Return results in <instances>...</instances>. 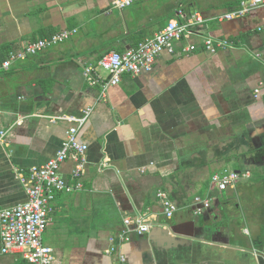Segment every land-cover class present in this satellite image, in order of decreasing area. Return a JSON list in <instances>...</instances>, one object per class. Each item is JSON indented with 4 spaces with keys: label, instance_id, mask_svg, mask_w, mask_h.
<instances>
[{
    "label": "crops",
    "instance_id": "crops-1",
    "mask_svg": "<svg viewBox=\"0 0 264 264\" xmlns=\"http://www.w3.org/2000/svg\"><path fill=\"white\" fill-rule=\"evenodd\" d=\"M112 1L0 0L1 58L37 39L78 30L0 72V132L6 131V144H0V211L27 199L16 169L27 176L30 167L54 157L65 139L68 124L51 118L93 108L79 133L88 145L84 188L56 194L53 220L43 235L54 250V264H114L115 256L107 254L109 238L121 232L124 217L146 215L166 223L158 191L167 192L179 210L170 232L155 229L123 246L129 264H264L262 233L249 231L248 244L239 243L236 230L249 228L236 221L239 206L230 187L227 199L214 190L211 207L199 216L194 212L195 198L207 194L214 173L239 169V159L230 157V139L242 134L250 156L255 118L264 137V87L261 97L253 95L264 83V30L259 31L264 9L230 21L221 19L243 0H139L123 10L113 9ZM179 11L203 19L192 27L198 51L185 54L187 42H176L174 54L163 53L151 72L123 75L106 99L100 87L87 83L84 68L95 67L108 52L136 47L171 20L181 21ZM207 37L240 46L212 55L201 49ZM239 115L247 117L240 124L234 122ZM19 117L24 120L18 126ZM73 169L70 160L62 174L70 180ZM47 233L50 244L44 241ZM0 264L28 263L22 254H3L0 237Z\"/></svg>",
    "mask_w": 264,
    "mask_h": 264
},
{
    "label": "built area",
    "instance_id": "built-area-1",
    "mask_svg": "<svg viewBox=\"0 0 264 264\" xmlns=\"http://www.w3.org/2000/svg\"><path fill=\"white\" fill-rule=\"evenodd\" d=\"M139 0H113L111 7L123 10ZM264 9V0H243L236 10L224 15L221 20H234L244 17L251 12ZM181 21L171 20L160 32L144 39L136 47L124 52L111 51L103 55L95 67L84 68V76L92 87H100L101 97L107 98L108 91L121 83L123 75L132 77L151 72L158 58L165 52L175 53L176 42L186 41L182 47L185 54L194 53L200 47L192 42L194 32L192 27L203 22L200 14L186 16L179 11ZM264 30V26L259 31ZM78 30H62L49 38H40L29 43L24 49L10 51L5 58L0 57V72H6L17 62L38 56L40 53L69 40ZM240 44L230 39L207 37L203 40L201 49L215 55L220 51L238 48ZM259 58V56H257ZM105 75H102V72ZM264 83H260L253 91L255 99L262 96ZM93 113V108H87L80 115H62L51 118L52 122H66L68 124L60 148L54 157L40 166L28 169L27 176L22 170L16 169V179L25 188L27 199L25 202L0 211V237L2 253H19L24 256L28 264H54L56 257L54 250L45 245L43 235L52 222L55 213L54 201L56 194H73L83 190V178L88 164V145L79 139L80 131L87 125ZM24 118L19 117L16 125H21ZM6 131L0 132V144H6ZM74 163L70 180L62 174L63 166L68 162ZM107 166V162L105 165ZM251 178L248 170L224 169L211 177L210 186L204 197L195 198V215H202L208 210L214 200V190L223 193L228 188L236 187L241 181ZM165 224H157L146 215L135 217L126 216L124 227L117 235L109 238L107 254L115 256L114 264H129L128 258L122 252L125 244L133 236H144L155 229L170 232V224L179 208L165 191H158ZM246 234L249 230L246 229Z\"/></svg>",
    "mask_w": 264,
    "mask_h": 264
},
{
    "label": "rangeland",
    "instance_id": "rangeland-1",
    "mask_svg": "<svg viewBox=\"0 0 264 264\" xmlns=\"http://www.w3.org/2000/svg\"><path fill=\"white\" fill-rule=\"evenodd\" d=\"M103 72V71H101ZM105 73V72H103ZM255 99H253L254 101ZM257 108V107H256ZM255 113V112H254ZM261 114H259L260 116ZM247 118L246 115H239L236 120H234L235 123H242L240 119ZM249 118V117H248ZM260 125L261 122L258 121V118H255L252 120V126L254 127L252 129V134L249 135L250 137L248 139L252 140L254 142L253 146L259 147L264 143L263 140V133L261 132L260 127H255V124ZM248 135V134H247ZM243 135L240 134L233 139H230V157L236 156V158L239 159L235 162L238 163L239 170H244L245 168L248 169V171L251 172L253 167H257L258 164H256L255 160H253V157L246 156L245 153L249 150V147L247 145V142L243 140ZM261 143V145H260ZM264 146H262L263 148ZM222 152H225V149L222 150ZM204 177L206 175V169H204ZM199 185V184H197ZM200 188L197 187L196 191ZM202 189H206V184L204 182V185L202 186ZM201 191V190H200ZM233 199L239 206V213L236 215V221H240L244 224H246L249 228V231L251 233V236H258L261 233V226L264 225V191L261 186V184H252L248 180L241 181L236 188L230 189ZM225 197V199L228 198V191H225L222 193ZM214 197V196H213ZM214 200H216V197H214ZM213 200V201H214ZM220 201V200H219ZM245 229L238 228L236 230V236H239V243L243 242L245 245L250 240V235L246 234L244 232ZM48 233L44 236L45 243H48ZM244 236V237H243ZM247 236V237H246ZM50 244V243H48Z\"/></svg>",
    "mask_w": 264,
    "mask_h": 264
},
{
    "label": "trees",
    "instance_id": "trees-1",
    "mask_svg": "<svg viewBox=\"0 0 264 264\" xmlns=\"http://www.w3.org/2000/svg\"><path fill=\"white\" fill-rule=\"evenodd\" d=\"M250 152V156L253 157V160H255L258 165L252 168L249 182L252 184H261L264 191V147L256 149L251 146ZM261 233L264 236V225L261 226Z\"/></svg>",
    "mask_w": 264,
    "mask_h": 264
},
{
    "label": "flooded vegetation",
    "instance_id": "flooded-vegetation-1",
    "mask_svg": "<svg viewBox=\"0 0 264 264\" xmlns=\"http://www.w3.org/2000/svg\"><path fill=\"white\" fill-rule=\"evenodd\" d=\"M233 203H235V201L233 200ZM234 206H235V204H234Z\"/></svg>",
    "mask_w": 264,
    "mask_h": 264
},
{
    "label": "water",
    "instance_id": "water-1",
    "mask_svg": "<svg viewBox=\"0 0 264 264\" xmlns=\"http://www.w3.org/2000/svg\"><path fill=\"white\" fill-rule=\"evenodd\" d=\"M161 231H162V229H160ZM169 235V234H168ZM244 251H246V250H244ZM248 251V250H247Z\"/></svg>",
    "mask_w": 264,
    "mask_h": 264
},
{
    "label": "bare ground",
    "instance_id": "bare-ground-1",
    "mask_svg": "<svg viewBox=\"0 0 264 264\" xmlns=\"http://www.w3.org/2000/svg\"><path fill=\"white\" fill-rule=\"evenodd\" d=\"M7 54H8V52H7Z\"/></svg>",
    "mask_w": 264,
    "mask_h": 264
}]
</instances>
